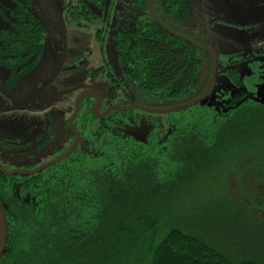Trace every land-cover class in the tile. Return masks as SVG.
<instances>
[{"label":"trees","instance_id":"16d2710c","mask_svg":"<svg viewBox=\"0 0 264 264\" xmlns=\"http://www.w3.org/2000/svg\"><path fill=\"white\" fill-rule=\"evenodd\" d=\"M154 2L170 27L191 24L190 0ZM248 3L264 17V0ZM16 16L0 31V63L15 72L35 65L45 33L28 11ZM136 51L132 103L175 105L201 91L199 51L150 17ZM227 61L245 63L248 91L168 114L114 111V123L99 124L96 157L0 183L8 224L0 264H264V103L246 97L262 69L238 56L224 57V69ZM229 175L250 185L221 190Z\"/></svg>","mask_w":264,"mask_h":264},{"label":"flooded vegetation","instance_id":"af4514ba","mask_svg":"<svg viewBox=\"0 0 264 264\" xmlns=\"http://www.w3.org/2000/svg\"><path fill=\"white\" fill-rule=\"evenodd\" d=\"M248 2L244 0L242 5L238 2L228 5L209 0L201 5V9H196L191 3V24L170 27L157 15L159 6L154 0H61L60 5L53 0H45L59 24L58 36L64 41V46L69 36L74 40V60L72 67L65 72L60 65L53 73L49 72L50 66L39 70L37 65L43 52L42 44V52L32 67H27L29 59L17 72L0 63V183H28L26 178L47 169L54 167L53 172H56L67 169L69 165L73 169L74 163H80L83 157L98 155L99 124L106 126L115 121L112 116L114 110L105 112L115 105L125 107L135 104L130 102L132 89L135 88L131 76L136 71V63L142 59L136 47L137 42L147 35L148 18L165 32L152 18L149 7L169 30L201 47L188 43L199 51L207 72L203 75L204 80L201 79V91L211 65V53L202 47L215 50V78L208 97L216 85L217 76L225 68L223 58H230L220 55L211 42L230 39L229 29L238 32L243 28L242 11L230 13L227 9L233 6L255 8ZM31 3L32 0H10V5H5L0 1V31L8 28L17 18L16 13L21 11H28L44 24L31 9ZM250 58L255 64L254 57ZM80 65L84 75L74 76L71 73L73 68ZM245 90L248 91V88ZM83 92L89 94L79 101L78 112L73 117L75 101ZM246 97L256 99L252 94ZM74 143V150L66 158L34 175H5L1 172L34 171L63 155ZM64 161L65 166L56 167ZM43 183H52L51 176Z\"/></svg>","mask_w":264,"mask_h":264},{"label":"rangeland","instance_id":"374dc122","mask_svg":"<svg viewBox=\"0 0 264 264\" xmlns=\"http://www.w3.org/2000/svg\"><path fill=\"white\" fill-rule=\"evenodd\" d=\"M0 1L5 5H10V0ZM53 1L55 4L60 5L61 0ZM208 1L209 0H193L191 1V3L192 6L196 9H201V5L207 3ZM215 2L221 3L220 0H215ZM242 3L243 0L238 2L237 4L242 5ZM236 7L233 6L231 8H226H228L227 10H229L230 13H237L238 11H242L243 23H245L242 25L243 28H240L238 32H232L233 30L229 29L228 35H231L230 39H215L212 40L211 43L212 46L217 49L220 55L223 54L226 57H230V60L237 56L239 58H250L255 55L254 59L258 61L257 63L262 69V81L251 89L254 91V97L257 100L264 101V55H262V51L264 49V17H262L258 10L253 8V6ZM31 9L35 12L36 15L40 17V19L45 24V33L42 41L43 52L42 56L39 59L37 69L40 70L42 68L50 66L49 72L53 73L56 67L60 65V67H62V72H65L66 69H68L70 66L72 67V62L74 60V40L69 36L66 47L64 46V41L58 36L59 24L48 9L45 0H32ZM235 22L238 21L235 20ZM235 22H233L232 24L235 25ZM253 22H255V26H252ZM238 24L240 25L241 22H238ZM64 52L65 55H63ZM243 64H235L233 62L227 61V65H229V67H227L226 69H230L231 71L217 76L216 85L208 96L211 101L218 98L219 103H222L226 100V92H242L249 87L245 82V79H243V77L248 74V69H245L243 67ZM81 66L82 65H80L79 67H75L73 68V70L71 69V73L74 76H83L84 74L82 72ZM236 68L238 70H236ZM226 69H222V71H225ZM201 73H203V75H207L205 68H203ZM228 74L230 75L228 76ZM69 82L70 81H66V83ZM219 90L224 92H221L217 95ZM53 96H55V94ZM146 131L147 127H145V125L143 124L141 127V132H139L138 135L143 137ZM242 181H245L247 183H234L235 178L229 175L225 179V183L220 184L219 187L221 190L227 189L228 191L238 192L241 190L242 186L245 185L248 188L247 185H250L247 178L243 179Z\"/></svg>","mask_w":264,"mask_h":264},{"label":"water","instance_id":"95a60500","mask_svg":"<svg viewBox=\"0 0 264 264\" xmlns=\"http://www.w3.org/2000/svg\"><path fill=\"white\" fill-rule=\"evenodd\" d=\"M149 13L151 14L152 18L156 21L158 26H160L169 35L174 36L176 38H179L183 41H186L187 43H190L197 48H201V47H199V45L194 43L192 40H190V39H188L182 35H179L173 31L169 30L166 26H164L161 23V21L157 18V16L151 11L150 7H149ZM202 48L208 50L211 53V65H210V70H209V74H208L205 86L203 87L202 91L198 95L192 96L190 99H188L185 102H181V103H178L175 105H168V106H156V107H154V106H148V105L132 104V105H128V106L124 107V106L115 105V106H112L111 108H109L105 112V114H107L108 112H110L112 110L117 111V112L139 110V111L146 112L149 114H168V113L177 112V111L195 106L197 104H200L205 99V97L208 95V93L210 92V89L213 85L214 78H215V66H216L215 50L212 49L211 47H207V46H203ZM88 94H89L88 92H83L77 97V99L75 101V113L73 114V117H75V115L78 112L79 101L83 97L88 96ZM258 101L264 103V101H262V100H258ZM94 114H95V112H94ZM76 141H77V135H76ZM75 146H76V143H74L73 146L70 147L63 155H61L57 159H55V160H53V161H51L45 165H42V166L36 168L34 171L25 172V171L18 170V171H13L11 173H7V172H4L3 170H1V172L5 175H15V174H21L23 176L34 175V174L42 171L43 169L48 168L49 166H52V165L62 161L64 158H66L74 150ZM7 241H8V224H7L5 210L3 208V205L0 202V260L2 259L3 255L5 254Z\"/></svg>","mask_w":264,"mask_h":264}]
</instances>
